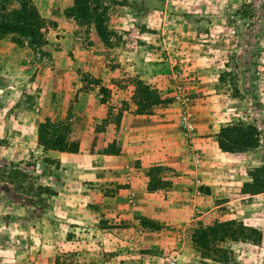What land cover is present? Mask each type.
Returning a JSON list of instances; mask_svg holds the SVG:
<instances>
[{"label": "rangeland", "instance_id": "rangeland-1", "mask_svg": "<svg viewBox=\"0 0 264 264\" xmlns=\"http://www.w3.org/2000/svg\"><path fill=\"white\" fill-rule=\"evenodd\" d=\"M41 1L47 44L0 38V264H264V193L241 198L264 165V0H100L107 44L66 16L73 0ZM138 79L157 104L142 105ZM45 119L86 144L69 165L39 151ZM236 121L260 130L256 149H219L213 132ZM155 147L164 163L147 161L134 188ZM233 218L261 242L221 243L226 263L201 258L193 231Z\"/></svg>", "mask_w": 264, "mask_h": 264}, {"label": "trees", "instance_id": "trees-1", "mask_svg": "<svg viewBox=\"0 0 264 264\" xmlns=\"http://www.w3.org/2000/svg\"><path fill=\"white\" fill-rule=\"evenodd\" d=\"M0 0V38L7 34L17 35L14 42L27 44L33 50L48 43V25L41 16L32 0ZM100 0H73L65 14L73 17L80 23H93L101 40L108 43V30L105 25L106 10H100ZM15 6L9 7L10 5ZM137 97L142 100V105H154L159 97L147 84L140 79L135 81ZM105 89V88H102ZM140 103V102H139ZM218 147L223 152L243 153L256 149L260 142V130L253 123L242 121L229 122L222 125L216 133ZM38 142L43 151L57 150L62 152L77 153L79 141H69L65 133L63 122L45 119L38 127ZM107 153H117L112 149ZM50 159V158H46ZM52 161V159H51ZM156 168L149 172V189L155 190L164 187L155 178ZM249 181L241 186L243 195H255L264 193V165L253 167L249 170ZM41 189V188H40ZM148 226V225H147ZM154 228V227H153ZM262 232L259 228L247 225L242 220L228 219L215 221L212 225L198 227L193 231L191 240L200 257L217 262H229L227 248L220 244L227 241H249L259 244Z\"/></svg>", "mask_w": 264, "mask_h": 264}, {"label": "crops", "instance_id": "crops-1", "mask_svg": "<svg viewBox=\"0 0 264 264\" xmlns=\"http://www.w3.org/2000/svg\"><path fill=\"white\" fill-rule=\"evenodd\" d=\"M39 1H41V0H39ZM42 2V1H41ZM39 4H42V3H39ZM52 8L51 9H49L48 11H53V7L54 6H51ZM45 11V10H44ZM139 34L141 35L140 37H145L147 34L149 35L150 34V31L149 30H145V29H142V30H139ZM0 41H1V39H0ZM60 87V86H59ZM63 112H64V109H63ZM156 119H153V121H155ZM162 129V128H161ZM167 128H165V130H166ZM165 130H163L164 131V133H165ZM214 134H216L217 133V131H214L213 132ZM87 136H88V134H87ZM1 137V136H0ZM89 137V140L91 139V138H93V136L91 135V136H88ZM215 137V136H214ZM210 138V137H209ZM84 139H86L85 137H84V134H83V136L81 137V139L80 140H84ZM86 141V140H85ZM143 145H145V144H143ZM161 145V144H160ZM40 147L38 148L39 149V151H41L42 153H44V155L46 156V157H50V158H52V159H55V160H57L59 163H60V165L61 166H65V165H69L71 162H72V160H75V159H78L82 154H81V151L82 150H85V147H86V144H84L83 143V141H80L79 142V151L77 152V153H70V152H62V151H57V150H48V151H43V149H42V146L41 145H39ZM106 157L107 156H105V155H103L102 156V158L101 159H106ZM109 157H113V156H108L107 157V159H109ZM119 157H120V155H119ZM143 157V156H142ZM142 159V162H143V167L139 170V172H136V177L134 178L135 180H134V183H133V185H134V188L136 187V188H138L137 186L139 185V186H141V188L142 187H144V188H146V184H147V182H148V178H147V176L144 174V170H146V168L144 167V165H146V163H147V161H151V162H148L149 164H147L146 166H148V165H152V164H161V163H164V162H160V161H164L163 159H164V157H162V152L157 148V147H155V148H153V151H151V152H149V156L148 157H144V158H141ZM167 159V158H166ZM166 161V160H165ZM167 161H168V159H167ZM165 162V163H168V162ZM145 162V163H144ZM168 172H170V173H173L172 171H168ZM188 176H180V181H186L188 178H187ZM171 178V177H170ZM172 179V178H171ZM179 179V178H178ZM173 180L175 181L176 180V178L175 177H173ZM132 185V186H133ZM240 190V189H239ZM159 193H160V191H156V192H154V193H152V194H155V195H159ZM260 194H262V193H260ZM260 194H255V195H260ZM255 195H243L241 198H244V197H249V196H255ZM167 202H169V201H167ZM159 205H161L162 203H163V200H160L159 202ZM171 203V202H170Z\"/></svg>", "mask_w": 264, "mask_h": 264}, {"label": "built area", "instance_id": "built-area-1", "mask_svg": "<svg viewBox=\"0 0 264 264\" xmlns=\"http://www.w3.org/2000/svg\"><path fill=\"white\" fill-rule=\"evenodd\" d=\"M182 123H183L184 127L186 128V130H188V131L193 130V128H194L193 123L188 116H185L184 119H182Z\"/></svg>", "mask_w": 264, "mask_h": 264}]
</instances>
